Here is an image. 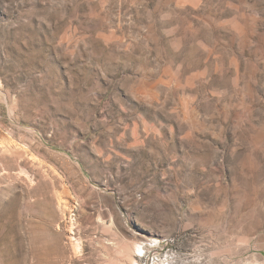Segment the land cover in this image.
<instances>
[{"label":"rangeland","instance_id":"rangeland-1","mask_svg":"<svg viewBox=\"0 0 264 264\" xmlns=\"http://www.w3.org/2000/svg\"><path fill=\"white\" fill-rule=\"evenodd\" d=\"M0 264H264V0H0Z\"/></svg>","mask_w":264,"mask_h":264},{"label":"bare ground","instance_id":"bare-ground-1","mask_svg":"<svg viewBox=\"0 0 264 264\" xmlns=\"http://www.w3.org/2000/svg\"><path fill=\"white\" fill-rule=\"evenodd\" d=\"M79 245V244H78Z\"/></svg>","mask_w":264,"mask_h":264}]
</instances>
